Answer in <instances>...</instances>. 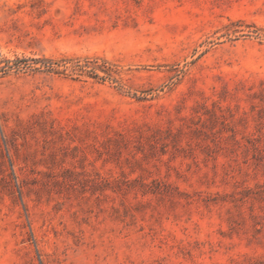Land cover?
<instances>
[{
  "label": "rangeland",
  "instance_id": "1",
  "mask_svg": "<svg viewBox=\"0 0 264 264\" xmlns=\"http://www.w3.org/2000/svg\"><path fill=\"white\" fill-rule=\"evenodd\" d=\"M0 264H264V0H0Z\"/></svg>",
  "mask_w": 264,
  "mask_h": 264
}]
</instances>
